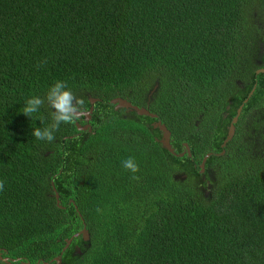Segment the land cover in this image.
<instances>
[{
  "label": "trees",
  "instance_id": "16d2710c",
  "mask_svg": "<svg viewBox=\"0 0 264 264\" xmlns=\"http://www.w3.org/2000/svg\"><path fill=\"white\" fill-rule=\"evenodd\" d=\"M262 48L264 0H0L4 255L22 259L12 264H57L60 254L63 264H264V74L222 146ZM57 80L85 107L100 99L99 110L92 130L61 123L55 140H38L34 128L48 127L54 109L45 100L32 118L22 110ZM155 87L150 110L191 156L164 148L150 117L114 112L112 98L146 105ZM128 157L138 173L122 167ZM84 225L89 240L75 236Z\"/></svg>",
  "mask_w": 264,
  "mask_h": 264
},
{
  "label": "clouds",
  "instance_id": "9594fccd",
  "mask_svg": "<svg viewBox=\"0 0 264 264\" xmlns=\"http://www.w3.org/2000/svg\"><path fill=\"white\" fill-rule=\"evenodd\" d=\"M237 83L240 84L241 81H237ZM45 100L47 101L48 105L54 109L52 112L53 122L48 127L43 129L34 128L32 135L38 140L51 142L55 140V132L59 129L61 123H74L76 121H81L87 116L84 100L78 99L72 90L67 87L66 82L60 80H57L49 88L45 98H41L40 96H32L28 98L25 102L22 112L32 118V115L37 113L41 106L44 105ZM122 167L133 174L140 171L139 165L136 163L134 157H128L122 161ZM132 179L138 180L139 176L133 175ZM3 189L4 181L0 180V191ZM97 211H100V209H97Z\"/></svg>",
  "mask_w": 264,
  "mask_h": 264
},
{
  "label": "water",
  "instance_id": "95a60500",
  "mask_svg": "<svg viewBox=\"0 0 264 264\" xmlns=\"http://www.w3.org/2000/svg\"><path fill=\"white\" fill-rule=\"evenodd\" d=\"M99 100L100 99H98V98L90 97V102H91L92 106H91V108L89 110H87V116L85 117V120H87L86 121L87 123L83 124V123L77 121L76 125L78 126L79 130H92V125H91V123H88V121L91 119V114L93 113L94 103L99 101ZM111 102L113 104H116V108L126 107V108H129L131 110L136 111L138 115H148V116L156 117V114H154L151 111H149V109L147 107H145V106L141 107V106L135 105L134 103H132L131 101H129L126 98L116 97V98L112 99ZM241 110H242V107L238 108V114L233 118V120L231 121V124L228 126V134H227L224 142L222 143L223 147H225L226 144L231 139H233V137L235 135L236 123L238 121V118H239ZM154 126L159 128L160 131L162 132V135L159 138V142L162 144V146L164 148H166L171 153L176 154L178 156H184L186 153H188V155H192L191 148L189 146V143H187V142L184 143L185 148H186L185 151H183L181 153H177L175 151V148L173 147L172 141H171L172 132H171V130L168 128V126L165 123H163L161 120H159L156 123H154ZM222 153H225V149L222 151ZM210 156H211V153H207L203 157L202 162L200 164L201 172H205V170H206V162H207V159ZM56 197L58 199V203H60V201H59V193L58 192H56ZM80 235L83 236L84 240H89L90 239V232H89V230L87 229V227L85 225L80 231L75 233V236H80ZM71 242H72V238H70L68 240V243H67L66 247L64 248V250H66V248L71 244ZM79 252L81 253V251H79ZM20 259L21 258H12L11 259V258H9V256L4 257L2 254H0V260H3L4 262H7L9 264H12V262H15V261L20 260ZM52 261H56L57 264H63L62 255L60 254V255L54 257L52 259ZM21 263L22 264H30V262H28V261L27 262L22 261ZM37 264H40V261H38ZM43 264H48V262H44Z\"/></svg>",
  "mask_w": 264,
  "mask_h": 264
},
{
  "label": "flooded vegetation",
  "instance_id": "af4514ba",
  "mask_svg": "<svg viewBox=\"0 0 264 264\" xmlns=\"http://www.w3.org/2000/svg\"><path fill=\"white\" fill-rule=\"evenodd\" d=\"M261 52H262V59H260V60H257V67H256V72H257V76L256 77H252V76H249V75H247L246 76V78L248 79L247 80V85L248 84H250L251 82H253V81H255V84H254V86L252 87V89L247 93V97L246 98H244V100H243V102H242V104L238 107V108H240V107H242L243 108V105L245 104V103H247L250 99H251V97L253 96V94L255 93V91H256V89H257V87H258V81H259V74H264V48H262L261 49ZM246 80V79H245ZM242 83V82H241ZM240 83V84H241ZM246 85V86H247ZM245 85H243V87H244ZM245 86V87H246ZM156 88L157 87H155V88H153V90H151V92L149 93V101H147V104L146 105H142L141 107H147L148 109H149V111H151L150 110V106H151V103H150V101H151V97L155 94V91H156ZM116 97H122V96H116ZM116 97H114V98H116ZM114 98H112V99H114ZM124 98V97H123ZM111 99V100H112ZM127 99V98H126ZM111 100H110V103L113 105V110H114V112H116V113H118V114H123V116H125L126 115V113H129V112H132V111H134V110H131V109H129V108H126V107H119V108H116V104H113L112 102H111ZM129 100V99H128ZM130 101V100H129ZM98 102V101H97ZM132 102V101H131ZM133 103V102H132ZM232 104H233V101H231L230 102V104L227 106V112H225L224 113V118H228V116H229V110H230V108H232ZM137 105V104H136ZM91 106H92V104H90V106L89 107H85L86 108V110H89L90 108H91ZM138 106H140V105H138ZM109 107H110V105H109ZM99 110V106H97V103L95 102L94 103V107H93V113L91 114V119L88 121V123H91L92 124V121H94V114L97 112ZM136 112V111H135ZM152 112V111H151ZM152 113H154V112H152ZM136 114H137V112H136ZM154 114H156V117H152V116H148V115H140V116H148V117H150L152 120H149L150 121V124L151 125H153L154 126V123H156L157 121H159V120H161L159 117V114L158 113H154ZM98 115H100V114H98ZM87 120H85V118L84 119H82L81 121H79V122H81V123H83V124H86L87 122H86ZM77 122V121H76ZM155 127V126H154ZM156 129H158V133H160V136L159 137H161V131H160V129L159 128H157V127H155ZM158 140H159V138H158ZM171 141H172V136H171ZM186 143V142H185ZM184 147H185V145H184ZM186 149V148H185ZM183 151H185V150H183ZM223 151V150H222ZM222 151H221V153H218V154H224V153H222ZM209 153H211V152H209ZM189 156H191V155H189ZM208 160V159H207ZM0 254H2V255H4V252L2 251V248H0ZM4 257H7V256H5L4 255ZM9 258H11V257H9ZM12 259V258H11Z\"/></svg>",
  "mask_w": 264,
  "mask_h": 264
}]
</instances>
